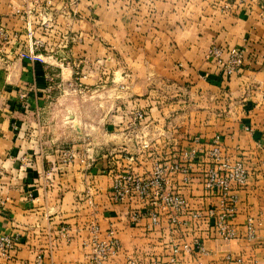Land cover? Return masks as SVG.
Masks as SVG:
<instances>
[{
	"label": "crops",
	"instance_id": "1",
	"mask_svg": "<svg viewBox=\"0 0 264 264\" xmlns=\"http://www.w3.org/2000/svg\"><path fill=\"white\" fill-rule=\"evenodd\" d=\"M35 38L44 62L22 54ZM213 45L244 49L246 64L227 77L206 60ZM135 110L146 113L137 133ZM216 137L248 170L233 189L238 237L207 225L184 235L168 216L134 223V203L111 199L115 157L140 174L184 162L172 189L196 208L226 200L202 186ZM113 230L121 247L106 264H225L228 253L264 264V0H0V235L15 243L0 264H95ZM181 237L191 248L172 263Z\"/></svg>",
	"mask_w": 264,
	"mask_h": 264
},
{
	"label": "rangeland",
	"instance_id": "2",
	"mask_svg": "<svg viewBox=\"0 0 264 264\" xmlns=\"http://www.w3.org/2000/svg\"><path fill=\"white\" fill-rule=\"evenodd\" d=\"M31 49L35 50L37 54L42 55L43 48L41 46V42H38L36 38L33 40ZM205 57L207 61L215 62L217 64L215 58L207 57V54H205ZM36 61L44 62V60H36ZM235 73H233L232 75H227V77H231ZM117 84L118 83L114 82L110 87L113 88L117 87ZM80 88H82V85H80ZM140 114H142L143 116L142 118H138ZM145 117H146L145 112L141 110H135L128 122L130 129L135 133H137V131L142 126ZM139 140L143 148L145 149L151 148L152 143L149 139L139 138ZM212 145L213 148L210 150L209 156L211 158L210 162L213 165L208 166V169L204 171V174L202 176V186L208 197L210 198L221 197L222 199L226 198V200L223 201L221 200L219 203L212 204L213 206L207 207L208 205L207 204V205H203L201 208L200 207L196 208L187 201L185 193H183V190L180 191V189H172L170 187L171 176L173 177L174 173L177 174L179 172L184 174L185 166H181V164H184V162L174 160L163 164L158 163L157 165L155 164L156 165L154 166L155 168H153L150 172L146 174L145 173L140 174L129 167H125L117 163V160L114 156H113L114 159L110 160V165L112 166H109L110 168L108 170V173L111 176V187H110L111 199L115 202H126L129 204L134 203V206L132 205L131 206L132 208H130V219H132L134 223H137L146 214H148L155 223L160 222L163 216H168L169 218L167 219H169V223L174 228L176 229L179 228L182 233L184 232V235L189 231V228H193V230L195 229L197 230L202 226L206 227L207 225L209 233L212 234L215 232V234H218V236H220L225 241H229L238 237L239 231L234 223V215L237 212V205H236L237 195L235 194V192H233V189L237 187L242 188L248 184V170L246 168L244 161L241 160L240 158L227 157L223 155L219 137H216V140ZM69 154H70V159H69ZM86 155L84 159L87 161L88 156ZM132 156H130V159H132L131 161H135L136 157L135 156L132 157ZM73 158H74V154L72 151L65 152L64 160L72 161ZM236 164H241L247 174L245 183L239 184L235 181H232V179L226 180L227 178H229L228 176H230V171L233 172L234 166ZM126 176H132L133 178L141 177L147 180L148 179L153 180L157 176H160V178L163 181V184L162 186H149L147 192L145 193H141L136 188H133L130 190L129 193H127L123 197V199H120V201L116 200L114 199L115 197L113 196V185L117 178L123 179ZM170 193L178 195L179 197H181L182 200H179V202L174 203V207L172 206V208L167 209V207L162 205L161 197L165 195H169ZM139 202L141 203L140 205L142 204L146 205L147 208L146 212L136 207V205L139 204ZM138 214L139 217H135ZM258 223L259 222H257L256 219L253 217H249L247 219V222L245 224L246 233L244 237L247 240H249V242H253L251 240L256 239L258 236ZM112 236L117 238L119 241V248L117 250L118 252L121 247V241L119 237L115 235V231ZM182 237L177 241L178 244H176L173 248L171 259L175 257L176 261L172 262L171 260L172 263H177L181 259L184 251L185 252L189 251L191 248L190 243L187 240H184V238ZM110 239H111V234H110ZM199 251L206 254H209L211 252L205 247L204 244H200ZM107 261L104 264H106ZM222 261L225 262V264H250L249 259L245 255L234 256L231 253H228ZM94 263L96 264L95 261ZM197 264H206V263L202 261H198Z\"/></svg>",
	"mask_w": 264,
	"mask_h": 264
},
{
	"label": "built area",
	"instance_id": "3",
	"mask_svg": "<svg viewBox=\"0 0 264 264\" xmlns=\"http://www.w3.org/2000/svg\"><path fill=\"white\" fill-rule=\"evenodd\" d=\"M227 7V5H226ZM25 57L30 58L31 60H45L43 55L37 54L35 50L31 49L30 52L22 53ZM207 57L215 58L217 64L221 67L223 72L226 75H232L233 73L239 71L242 67H244L246 62V52L244 49L236 47V46H219L213 45L207 52ZM142 114L138 116V118H142ZM70 159V154H69ZM70 161V160H65ZM226 180L232 179L239 184L245 183L247 174L243 169L241 164H236L234 166L233 172L230 171V176H228ZM133 178L132 176H126L123 179H116L113 185V196L114 199L119 200L123 199V197L130 192L131 189L136 188L141 193L147 192L149 186H162L163 181L160 176H157L155 179H143ZM162 198V205L167 207V209L174 207V203L182 200L176 194L170 193L169 195H165ZM135 217H139V214ZM138 219V218H137ZM113 231L111 232V239L108 241L100 242L97 246L95 262L96 264H104L108 257L117 252L119 248V241L117 238L113 237ZM14 241L8 236L0 235V247L2 248H12L14 246ZM173 261H176V258L173 257Z\"/></svg>",
	"mask_w": 264,
	"mask_h": 264
}]
</instances>
